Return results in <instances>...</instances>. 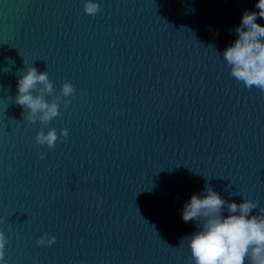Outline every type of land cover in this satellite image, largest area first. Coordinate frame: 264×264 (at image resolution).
<instances>
[{
	"label": "water",
	"instance_id": "1",
	"mask_svg": "<svg viewBox=\"0 0 264 264\" xmlns=\"http://www.w3.org/2000/svg\"><path fill=\"white\" fill-rule=\"evenodd\" d=\"M83 3L0 0L5 258L192 264L182 238L199 228L182 211L193 194L207 184L264 208V92L223 60L258 0H98L94 17ZM29 66L48 72L56 94L65 81L76 88L48 125L69 132L54 149L35 144L41 125L10 100ZM44 233L55 244L37 246Z\"/></svg>",
	"mask_w": 264,
	"mask_h": 264
},
{
	"label": "clouds",
	"instance_id": "2",
	"mask_svg": "<svg viewBox=\"0 0 264 264\" xmlns=\"http://www.w3.org/2000/svg\"><path fill=\"white\" fill-rule=\"evenodd\" d=\"M255 7L259 12L246 10L243 13L241 24L235 29L238 38L225 49L223 60L230 75L243 87H255L264 92V26L257 23L258 17L264 19V0H258ZM83 10L94 17L100 12V4L98 0H84ZM17 76V92L10 100L23 109L26 122L41 125L34 137L35 144L54 149L61 138L67 139L69 132L60 129L58 134L48 125L60 115L61 105L67 110L71 103L67 98L76 95L75 86L65 81L56 94L48 72L34 66L18 71ZM49 96L51 100L47 99ZM39 156L44 159L45 153ZM97 201L99 207L102 197L98 196ZM225 210L227 216L223 215ZM182 219L196 222L199 228L182 238V243L187 241L192 264H264V208L257 202L245 199L243 203H230L206 184L201 193L193 194L184 204ZM3 222L0 217V223ZM55 242L56 237L48 233L36 240L40 247H50ZM7 244L5 232L0 230V264H8Z\"/></svg>",
	"mask_w": 264,
	"mask_h": 264
}]
</instances>
